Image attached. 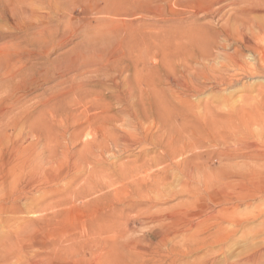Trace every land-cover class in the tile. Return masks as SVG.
<instances>
[{
	"label": "rangeland",
	"instance_id": "1",
	"mask_svg": "<svg viewBox=\"0 0 264 264\" xmlns=\"http://www.w3.org/2000/svg\"><path fill=\"white\" fill-rule=\"evenodd\" d=\"M239 32L264 34V0H0V178L14 177L4 194L22 195L0 200V264H222L264 251V126L244 127V109L264 103V78L222 81L228 59L256 58ZM13 67L25 80L3 87ZM186 70L198 90L186 76L175 83ZM72 86L89 95L80 101ZM93 114L105 119L90 125ZM17 143L32 144L35 160L54 156V169L16 166ZM189 165L204 172L187 179ZM256 185L249 208L235 201ZM227 196L260 215L221 246L184 255L180 232L202 218L211 226Z\"/></svg>",
	"mask_w": 264,
	"mask_h": 264
},
{
	"label": "bare ground",
	"instance_id": "2",
	"mask_svg": "<svg viewBox=\"0 0 264 264\" xmlns=\"http://www.w3.org/2000/svg\"><path fill=\"white\" fill-rule=\"evenodd\" d=\"M215 1V0H214ZM219 1V0H218ZM254 1V0H253ZM217 2V1H216ZM228 6V5H227ZM220 7V6H219ZM198 11V10H197ZM208 12V11H207ZM206 12V13H207ZM216 12V11H215ZM198 13V12H197ZM209 13V12H208ZM207 13V14H208ZM205 14V13H204ZM209 15V14H208ZM260 35H255V37L250 40L248 38L245 37V34L242 33V32H239L240 35H238V40H239V43L241 42V45L244 46L245 48H247L246 50H249V51H252L256 54V58L252 59L251 61L249 60H244L243 58L241 59H235V58H230L232 57L231 55L228 57L230 59L229 60V64H227V67H231L232 70H234L233 74L231 75V80H228V81H225V80H222L223 82H226L228 85H231L232 83H237L240 81L239 78H248V77H251V78H258V77H263L264 78V34L262 32H258ZM237 34V32H236ZM263 34V35H261ZM230 35H231V32H224L223 34V38H224V41L229 42L230 40ZM203 59H206V60H209L208 58H203ZM110 67V66H109ZM108 68L107 67H101V70H106ZM207 68L209 69V67L205 64H204V67L203 69H200L204 72V74L206 73L207 71ZM27 69V68H26ZM115 70V69H113ZM127 71H129L128 69H126ZM210 70V69H209ZM213 70V69H212ZM210 70V72L212 73H216L215 71H212ZM25 70L23 68H19V67H13L12 69H10L8 72L4 73L2 75V78H3V81L2 83L3 84V87L4 86H9V88H13L15 87V84L14 83V79L17 78V77H20L22 80L21 81H24L25 80V77H26V72H24ZM221 71V70H220ZM126 72V71H125ZM222 72V71H221ZM225 72V71H223ZM137 75V74H136ZM182 75V74H181ZM198 75V73H195V74H191V72L189 70H186L185 71V74L180 76V81L179 82H175L177 84H180V86L183 85L184 83V77L183 76H186L189 80V82H192V86H193V89L194 90H198V82L196 81V79L198 77H196ZM226 75V74H225ZM102 76V75H101ZM196 77V78H195ZM127 79V77H126ZM125 79V81L127 82V80ZM207 79V78H205ZM222 79V78H221ZM73 80V79H72ZM130 81V80H129ZM140 82V81H139ZM144 82V81H143ZM128 83V82H127ZM130 83H133L132 81ZM174 83V84H175ZM140 84V83H139ZM143 84V83H142ZM127 85V84H126ZM125 85V87H126ZM130 85V84H129ZM134 85V84H133ZM132 85V86H133ZM128 86V85H127ZM138 86V85H136ZM131 88V86H130ZM138 88H140L138 86ZM126 89H129V86L128 88ZM115 90V89H114ZM132 90V89H131ZM130 90V91H131ZM134 90V89H133ZM140 90V89H139ZM129 91V90H127ZM129 91V92H130ZM143 90H141L142 92ZM146 92V91H145ZM74 93H77L78 94V99L80 101L84 100V98H86L89 94L86 93V92H82L81 89L77 86H72L71 88V94H74ZM116 93V92H115ZM125 93V92H124ZM128 93V92H127ZM93 94V93H92ZM129 95L131 93H128ZM133 94V93H132ZM131 94V95H132ZM141 94V93H140ZM144 94V93H143ZM125 95V94H123ZM128 95V96H129ZM260 96H258V98L262 97L264 99V93H260L259 94ZM114 96V95H113ZM142 98L144 97V95H141ZM122 97V96H121ZM125 97H127L125 95ZM130 97V96H129ZM133 97V96H132ZM136 97V96H135ZM256 98V100L258 99ZM259 98V99H260ZM261 98V99H262ZM123 99V98H122ZM120 99V100H122ZM125 99V98H124ZM128 100V98H126ZM125 99V100H126ZM138 99H140V97H138ZM144 99V98H143ZM262 99V101H263ZM119 100V99H118ZM96 101H99V98L98 100ZM101 101V100H100ZM124 101V100H123ZM128 102V101H127ZM253 102V100H252ZM261 102V100L259 101ZM131 103H133V101H131ZM249 103V102H248ZM257 104H252L251 107L249 108L248 106V109H244L246 110L244 114H246V117L248 119V123L244 125V127H249L252 129V127L254 128V126H264V112H260L258 109L260 106H262L264 108V103H258V100L255 102ZM96 106V107H95ZM98 105H94L93 102H91V104L88 106V109H92V110H97ZM99 111V110H98ZM26 112V111H25ZM27 113V112H26ZM25 115V114H24ZM93 118H91L88 122V124L90 123V125L92 124V122L94 123L95 122H99L101 120H104L105 118H103V114L100 115V114H93ZM4 116V115H3ZM23 118V117H22ZM87 118V117H86ZM88 119V118H87ZM93 119V120H92ZM12 121V119L10 120V122ZM14 121V119H13ZM15 122V121H14ZM96 124V123H95ZM99 124V123H97ZM96 124V125H97ZM37 123L33 122L32 124L29 125L28 127V131H27V135L28 136H36L35 135V129L37 128L36 127ZM95 125V126H96ZM258 126V127H259ZM6 127V126H5ZM4 128V127H3ZM3 128L0 129V132H3ZM24 128H26L24 126ZM261 129V128H260ZM264 129V128H262ZM263 131V130H262ZM252 132V131H251ZM255 135V134H254ZM40 136V135H39ZM102 136L104 137V139H108L109 137H112V135H110V131L108 130H105L102 132ZM96 137V136H95ZM102 137V138H103ZM227 137V136H226ZM226 137L224 138V136L219 140H221L222 142H225L226 140ZM36 138V137H35ZM103 139V140H104ZM114 139V138H112ZM118 138H116L114 140V145L117 147V142L119 141V139L117 140ZM105 140V141H106ZM228 140V139H227ZM235 140V139H234ZM100 141V140H99ZM98 141V142H99ZM122 141H125V140H121V144H122ZM215 142V141H214ZM237 142V145L239 146V144L241 143V140L238 139L236 140ZM102 143V142H101ZM99 143V145H95V147L99 148V151L102 150L104 147H106L107 149H111V147L108 145H104ZM218 143V142H217ZM233 143V142H232ZM124 144V148L126 146L129 145V141L128 143L127 142H123ZM122 144V145H123ZM128 144V145H126ZM236 144V143H235ZM114 145L112 144V146L114 147ZM119 145V144H118ZM126 145V146H125ZM130 145H132L130 143ZM135 145V144H134ZM215 145V143H214ZM231 145V144H230ZM104 146V147H103ZM133 146V145H132ZM131 146V147H132ZM219 146V145H218ZM217 146V147H218ZM220 146H221V142H220ZM24 144L21 143V144H16L14 145L13 147V152L16 154V166H20V167H23V168H28L32 173L35 172V170H44L45 172H50L54 169V165L52 163L53 159L55 158L54 156H52L51 160L48 161L45 159L41 160L39 157H38V160L34 159V156L32 157V154L33 153V147H32V144H30L29 148L27 149H23ZM241 147H246L245 146H242ZM128 148V147H127ZM184 149H186L184 147ZM241 149V148H240ZM243 149V148H242ZM24 150H26V152H24ZM30 150V152L28 153V151ZM229 151V150H228ZM226 153V151H223ZM222 152V154H223ZM224 153V154H225ZM177 154L178 152H175L173 151L171 153L172 157H177ZM223 154V155H224ZM220 156V154L218 155V157ZM225 157V156H224ZM221 158V157H220ZM223 158V157H222ZM46 160V161H45ZM86 162H87V159H85ZM173 160V159H172ZM181 163V162H180ZM76 167L78 164H74ZM192 165H189V168L187 170H184V176L187 178V179H190L191 177L193 178L194 174L192 172V170H195L194 169V166H193V169L191 168ZM179 167V165L177 164V168ZM199 167V166H198ZM201 167V166H200ZM208 167V166H207ZM79 168V166H78ZM196 168V167H195ZM146 169V167H143L141 169H139L138 171H144ZM149 169V167H148ZM198 169V168H197ZM197 169L195 171H197ZM208 169V168H207ZM207 169H206V172H207ZM201 170L198 169V172ZM203 172H204V169H202ZM201 170V171H202ZM133 174H136V172L134 170H132ZM141 173V172H140ZM196 173V172H195ZM200 173V172H199ZM194 174V175H192ZM206 174V173H205ZM192 175V176H191ZM191 176V177H190ZM198 176V175H197ZM196 176V177H197ZM200 176V175H199ZM5 179V178H3ZM2 178H0V182H2V184L0 183V186H1V189H0V200L2 201H7V200H16V201H19V199L22 197L21 195V192L19 193V189H16L15 190H12L6 194H4V191H5V188H6V185L4 184H9L10 182L12 183L14 177L12 176L11 177V180H8L7 183H6V179L3 180ZM195 179V177H194ZM197 179V178H196ZM195 179V180H196ZM193 180V181H195ZM199 180V178H198ZM185 181V180H184ZM201 181V179H200ZM198 182V181H197ZM30 184L33 183V180H31L29 182ZM199 183V182H198ZM11 185V184H10ZM210 186V185H209ZM4 187V188H3ZM199 187V186H198ZM193 188V187H192ZM191 188V189H192ZM200 188V187H199ZM202 189V188H201ZM254 190L253 193H248V191L244 192V193H240V194H237L234 196L235 198V201H239L241 200V202H245V206H248L247 208H249L251 206V203L254 199L257 198V194L259 193L258 191L260 190L259 186L256 185V186H253ZM17 190V192H16ZM149 189H147L146 191L141 188L139 189V193L141 195H145V192H147ZM184 190V189H183ZM207 190V188H206ZM9 191V190H8ZM149 192V191H148ZM150 193V192H149ZM257 193V194H256ZM19 194V195H18ZM189 194V193H187ZM200 194V193H199ZM146 197V196H144ZM227 200H224L225 202H229V201H232V196H227ZM259 199V198H258ZM257 199V200H258ZM263 200L264 199V195L261 196L260 200ZM261 200V201H262ZM155 202V201H154ZM159 203V202H158ZM157 205V204H156ZM154 203H150L149 202V206L148 208L149 209H152V207L156 206ZM263 208V207H262ZM241 209V205L237 204L234 202V200L228 204H226L224 207H222V209L220 210H216V211H211V213L209 214V216H211V220L213 221L212 222V225H208L207 224V220H205L204 218L202 219H199L197 221V223H192V224H189V226L186 228V229H183L181 232H180V235L183 236V241H184V245H183V254L186 255L188 253H194L195 251H199L201 249H205V248H208V247H215V246H221L223 243H225V241L230 238H232L238 231L239 229H244L246 223H247V220L249 219H255L257 218L260 214V211H258L257 214H254L253 212L255 211H252L250 212L249 214L247 213H244L243 211L240 210ZM260 209V208H259ZM164 215V213H163ZM162 214H156V215H152V214H149L147 215L148 218H151V221L152 222H158V223H162V222H174L175 220V217L174 215L172 216H169L167 218H164ZM229 226V227H228ZM179 235V234H177ZM168 238V237H166ZM219 251H221L222 253H224L223 251V248H220ZM226 251V250H225ZM8 253H10V251H8ZM192 253V254H193ZM196 253V252H195ZM220 254V252L218 253ZM264 257V251H257V252H254L250 255H247L245 257H243L242 259L238 260V261H233V262H229L228 258H225V260L222 262V264H258L257 262H259L261 260V258ZM238 259V258H237ZM206 264H215L216 261L214 262H205ZM196 264H204V262H201V263H196Z\"/></svg>",
	"mask_w": 264,
	"mask_h": 264
}]
</instances>
